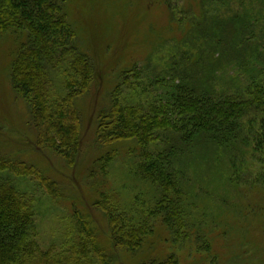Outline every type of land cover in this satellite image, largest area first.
I'll return each mask as SVG.
<instances>
[{
	"label": "rangeland",
	"instance_id": "obj_1",
	"mask_svg": "<svg viewBox=\"0 0 264 264\" xmlns=\"http://www.w3.org/2000/svg\"><path fill=\"white\" fill-rule=\"evenodd\" d=\"M58 1L77 33V55H89L97 71L91 90L76 102L82 139L73 165L39 144L33 108L13 88V66L29 34L0 36V157L9 167L23 164L35 172L30 175L57 181L61 191L52 200L34 176L0 172V185L35 198L40 247L55 246L69 261L70 246L81 240L80 214L114 264H264V107L242 121L245 130L229 150L203 146L199 137L172 152L168 142L179 138L176 131L159 132L146 148L132 139L107 147L96 139L116 87L123 107L144 113L181 94L178 87L192 89L199 82L198 94L206 97L249 99L261 91L264 0ZM53 67L51 107L67 97L70 81L69 71ZM172 119L179 123L177 113ZM148 159L157 160L169 181L175 173L184 195L173 227L165 224L166 214L157 216L163 190L144 174ZM109 213L125 233L148 228L139 248H112ZM84 264L103 261L94 251Z\"/></svg>",
	"mask_w": 264,
	"mask_h": 264
},
{
	"label": "trees",
	"instance_id": "obj_2",
	"mask_svg": "<svg viewBox=\"0 0 264 264\" xmlns=\"http://www.w3.org/2000/svg\"><path fill=\"white\" fill-rule=\"evenodd\" d=\"M62 10V4L58 0H0V36L11 32L29 34V42L22 46L13 66V88L33 108L35 125L40 130L39 144L73 165L79 157L82 139L81 119L76 102L91 90L97 71L89 55H77L79 53L74 46L77 33ZM238 19L235 17L234 21ZM240 30L246 31L245 28ZM216 52L220 57L223 56ZM50 66L55 69L64 67V74L67 75L68 71L70 74V81L66 85L67 97L58 101L54 107H51L49 100ZM126 74L123 73L120 79ZM200 85L201 82L194 84L192 89L178 87L184 90L181 94L173 95L169 103L150 108L147 113L123 107L119 88L116 87L110 97L108 109L99 119L97 142L107 147L132 139L141 148H146L158 140L159 132L176 131L179 138L176 137V141L169 138L168 142L172 152L191 146L193 140L199 137L203 138V146L212 145L229 150L232 142L245 130L242 128V121L251 117L252 112H259L261 109L263 112L264 88L259 87L261 91L256 89L252 97L245 99L236 98L237 96L206 97L198 94ZM176 113L178 124L172 119V115ZM107 162H111V158ZM9 166L8 161L0 157V172L10 170L18 178L34 176L52 200L60 197L57 181L43 178L37 173L30 175L35 172L23 164ZM143 170L163 190L160 207L156 210L157 216L166 214L165 224L169 228L173 227L178 213L176 203H182L184 198L175 180V173L170 174L174 181H169L157 160L150 159L143 165ZM168 195L170 198H167ZM168 199L170 202L166 205L165 201ZM170 207L172 211L169 213ZM108 217L109 241L114 250H135L142 245L148 232L147 227L131 229L125 233L118 229L117 222L110 213ZM76 218L79 219L81 240L78 245L70 246L68 261L56 253L55 246L47 250L40 247L36 233L35 198L29 194L22 195L17 187L0 185V264H84L85 257L94 251L100 255L103 264H114L116 260L107 252L103 255L100 246L98 247L96 233L91 225L80 214ZM153 264L175 263L170 260Z\"/></svg>",
	"mask_w": 264,
	"mask_h": 264
}]
</instances>
